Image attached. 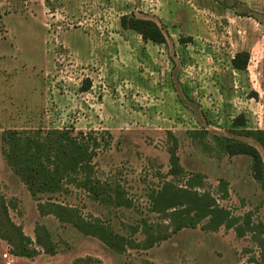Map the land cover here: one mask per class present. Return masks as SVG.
<instances>
[{
  "label": "rangeland",
  "instance_id": "374dc122",
  "mask_svg": "<svg viewBox=\"0 0 264 264\" xmlns=\"http://www.w3.org/2000/svg\"><path fill=\"white\" fill-rule=\"evenodd\" d=\"M0 264H264V0H0Z\"/></svg>",
  "mask_w": 264,
  "mask_h": 264
},
{
  "label": "trees",
  "instance_id": "16d2710c",
  "mask_svg": "<svg viewBox=\"0 0 264 264\" xmlns=\"http://www.w3.org/2000/svg\"><path fill=\"white\" fill-rule=\"evenodd\" d=\"M121 24L124 28H130V29L137 31L139 34L142 35L144 40H150L155 43H165L166 42V37L161 27L155 21L151 19L140 18V17L135 16L134 14L123 15L121 17ZM250 57L251 56L248 51L238 52L235 55V57L232 59L233 67L238 70H245L248 67ZM87 89H84V90H87ZM69 143L73 146L78 147L77 146L78 143L76 144V139L74 138L69 139ZM240 151L243 153H247L254 158L255 167H256L255 172L257 176H259V174H261L262 172V158L260 156L259 151L255 147H252L247 144H242ZM27 255L30 256L32 255V253L27 252Z\"/></svg>",
  "mask_w": 264,
  "mask_h": 264
},
{
  "label": "crops",
  "instance_id": "0c3cea01",
  "mask_svg": "<svg viewBox=\"0 0 264 264\" xmlns=\"http://www.w3.org/2000/svg\"><path fill=\"white\" fill-rule=\"evenodd\" d=\"M141 35V34H140ZM142 36V35H141ZM143 38V37H142ZM146 41H150V40H146ZM153 42V41H152ZM155 43V42H154Z\"/></svg>",
  "mask_w": 264,
  "mask_h": 264
}]
</instances>
